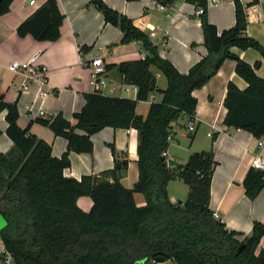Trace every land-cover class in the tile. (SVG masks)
I'll list each match as a JSON object with an SVG mask.
<instances>
[{
  "label": "trees",
  "instance_id": "1",
  "mask_svg": "<svg viewBox=\"0 0 264 264\" xmlns=\"http://www.w3.org/2000/svg\"><path fill=\"white\" fill-rule=\"evenodd\" d=\"M12 2L0 0V16ZM90 2L106 23L120 29L122 43L137 41L145 52L144 58L106 66L116 68L124 83L136 86V98L95 89L83 94L84 105L73 113V121L59 112L37 116L22 128L17 99L6 101L0 94V113L6 111L5 132L13 144L9 151L0 152V214L7 221L0 236L16 264H143L159 255L173 264H264L260 247L264 221H254L245 235L228 229L209 208L217 163L212 147L191 153L176 166L162 160L174 122L182 116L193 121L197 106L193 91L206 84L227 59L235 61V72L247 85L240 89L232 81L227 83L223 123L264 137V78L256 73L260 61L249 64L232 51L251 48L264 59V45L247 34L246 5L233 0L234 24L220 31L207 18L206 1H197L204 8L199 16L207 53L187 73H180L159 56L157 45L132 19L103 0ZM63 19L58 1L46 0L16 32L37 41H56ZM152 68L165 78L164 89L158 88ZM151 93L160 95V100L150 103L145 116L137 113V102ZM33 123L67 141L60 157L52 156L51 145L30 132ZM107 126L137 131V180L131 188L120 182L126 172L123 167L79 180L63 174L70 166L69 154L92 153V135ZM211 138L213 143L215 135ZM109 146L115 156L114 145ZM174 179L188 186L184 201L169 199L167 186ZM243 185L246 196L255 198L264 187V171L251 167ZM134 193L144 196V205L135 203ZM81 196L91 198L89 211L78 206Z\"/></svg>",
  "mask_w": 264,
  "mask_h": 264
},
{
  "label": "crops",
  "instance_id": "2",
  "mask_svg": "<svg viewBox=\"0 0 264 264\" xmlns=\"http://www.w3.org/2000/svg\"><path fill=\"white\" fill-rule=\"evenodd\" d=\"M46 0H13L7 13L0 16V94L6 101L17 99L18 124L24 128L29 121L41 115H54L61 112L73 121V113L84 105V93L93 92L90 86L91 59L100 56L105 65L108 86L107 95L136 98L137 88L123 82L116 68L123 61L138 60L142 57V47L137 41L122 43V32L112 24L106 23L100 10L90 0H57L60 12L64 15L60 37L56 41H37L30 35L18 36L17 26L29 17ZM109 7L125 14L134 24L149 35L157 45L160 57L168 59L180 73L189 68L206 53L200 16L195 14L196 4L192 0H103ZM246 5L247 34L264 45V0H241ZM164 4L165 9H160ZM207 18L218 30L234 24L233 0H217L207 5ZM151 32L156 34L151 37ZM164 36V41L160 38ZM88 47L82 51V47ZM232 51L249 64L260 61L257 75L264 78V59L254 49ZM39 53L37 62L46 68V81L27 80L24 74L14 73L7 66L14 60H26ZM156 75L158 88L164 89L166 80L152 68ZM229 81L240 89L246 82L235 72V61L227 59L218 72L201 88L195 89L197 99L193 118L194 130H188L186 116L173 124L171 140L167 147V158L179 163L185 162L196 151L212 147L216 166L210 183L209 208L218 219L231 230L250 234L254 221H264V187L258 195L250 199L243 185L251 161L261 152L257 140L250 132L224 125L226 109L223 100ZM22 83H27L22 88ZM43 91V93H42ZM155 101L161 96L155 94ZM149 99L138 101L137 113L145 116ZM143 104L142 108H139ZM6 111L0 113V152L12 148V141L6 135ZM30 132L51 145L54 157H60L67 148V141L38 123L30 126ZM215 135L212 143L211 137ZM264 140V137H262ZM92 153L69 154L70 166L63 170L66 177L80 179L83 175H96L116 167L117 162L126 159L128 165L120 182L131 188L137 180V131L134 128L104 127L91 137ZM113 144L114 156L110 149ZM166 158V159H167ZM182 189L180 190V188ZM171 202L184 201L188 186L180 179L171 180L167 186ZM180 190V191H179ZM134 193L137 205L145 204L144 196ZM184 197L182 199V197ZM144 198V199H143ZM78 206L89 211L92 200L88 196L77 199ZM260 247L264 248V236ZM143 264H173L169 260L151 261Z\"/></svg>",
  "mask_w": 264,
  "mask_h": 264
},
{
  "label": "built area",
  "instance_id": "3",
  "mask_svg": "<svg viewBox=\"0 0 264 264\" xmlns=\"http://www.w3.org/2000/svg\"><path fill=\"white\" fill-rule=\"evenodd\" d=\"M196 4L195 14L200 15L204 8L197 4L198 0H192ZM207 5L209 3H214L217 0H205ZM29 4L33 5L34 0H30ZM158 7L160 9H165L164 4H159ZM151 37H155L156 34L154 32H151ZM164 36L160 38V41H164ZM39 53H35L34 55L30 56L26 60H14L11 63L8 64L7 68L9 71L14 73H21L24 74L27 80H39L41 82L46 81V68L42 65H39L37 62ZM145 57V52L142 51V57ZM92 66V72H91V79H90V86L92 87L93 91L97 89L100 93H104V89L108 86V80L106 78L105 72V65L104 61L100 56H95L90 61ZM134 89L136 86L132 85ZM22 88L27 87V83H22ZM43 93V91H42ZM155 94L151 93L149 95V99L151 101L155 100ZM194 121H188V130L193 131L194 130ZM168 140H171V137H168ZM257 146L261 149V152L258 154H255L251 161V167L254 169H258L261 171H264V140L262 138H259L257 140ZM162 156L165 157V161L167 158V152L163 151ZM214 216L217 217V214L214 213ZM0 264H16L15 257L12 253V251L7 247L5 242L3 241L2 237L0 236Z\"/></svg>",
  "mask_w": 264,
  "mask_h": 264
},
{
  "label": "water",
  "instance_id": "4",
  "mask_svg": "<svg viewBox=\"0 0 264 264\" xmlns=\"http://www.w3.org/2000/svg\"><path fill=\"white\" fill-rule=\"evenodd\" d=\"M162 160L164 161L165 158L163 157ZM166 164L170 167L176 166L179 164L178 161L172 159V158H167L166 159ZM128 165V161L126 159L122 160L121 162L116 163V168L119 169L121 166L126 167ZM7 226V221L5 218L0 214V231L3 230ZM243 244L239 246L236 252H238L242 248ZM155 261L157 262H162L165 260L164 255H159L154 258Z\"/></svg>",
  "mask_w": 264,
  "mask_h": 264
},
{
  "label": "rangeland",
  "instance_id": "5",
  "mask_svg": "<svg viewBox=\"0 0 264 264\" xmlns=\"http://www.w3.org/2000/svg\"><path fill=\"white\" fill-rule=\"evenodd\" d=\"M143 107V104H140V106H139V108H142ZM182 189V187L180 188V190ZM179 190V191H180ZM142 197H143V195H141ZM181 197H182V195H181ZM184 197H182V199H183ZM144 199V198H143ZM144 205V204H143Z\"/></svg>",
  "mask_w": 264,
  "mask_h": 264
}]
</instances>
